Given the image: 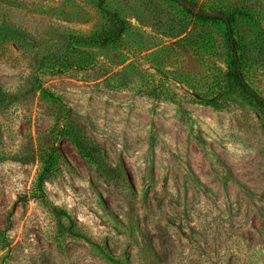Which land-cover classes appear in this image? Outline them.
<instances>
[{"label":"rangeland","instance_id":"rangeland-1","mask_svg":"<svg viewBox=\"0 0 264 264\" xmlns=\"http://www.w3.org/2000/svg\"><path fill=\"white\" fill-rule=\"evenodd\" d=\"M185 1L0 0V264H264V112L225 25L184 8L237 14L264 102V0Z\"/></svg>","mask_w":264,"mask_h":264},{"label":"trees","instance_id":"trees-1","mask_svg":"<svg viewBox=\"0 0 264 264\" xmlns=\"http://www.w3.org/2000/svg\"><path fill=\"white\" fill-rule=\"evenodd\" d=\"M97 2L98 8L103 9L104 5V0H95ZM174 2H182L185 3L186 5H190L192 8H194V5L191 4L190 2H187L185 0H172ZM186 11L190 14L193 15L195 18L202 22H222L225 27H226V35L227 38L230 41V49L233 54V59L231 61L232 68L230 72L228 73V78L231 80L232 84L234 87L237 89H240L243 91L245 94L249 95V97L254 101L256 105L264 112V102L261 101L257 96L254 94L250 93L249 89L246 87L244 84L240 72H241V62L237 58L236 55V48H237V43L235 42V39H233V31H232V24L233 21L235 20V16H237L236 13H217V14H206L203 12L196 13L193 9L190 7L184 6ZM119 24H121L120 29L114 33V36L112 37H107L104 41L102 42H110L113 41V39L119 38L122 33L124 32L123 24L118 21ZM264 129V126H263ZM60 134L62 136H65L66 139L70 140L76 149L79 151V153L87 158L89 161H91L93 164L97 166V168L102 172L103 175L108 176L111 175V172L107 170L105 165L102 163V161L99 159V150L98 147L91 141L89 138L86 136L84 133V130L80 125H78L74 120L67 121L64 125L62 130H60ZM54 171L53 163H47L44 168L42 169L41 173L39 174L38 177V186L41 189L43 187V184L49 179L51 174Z\"/></svg>","mask_w":264,"mask_h":264}]
</instances>
